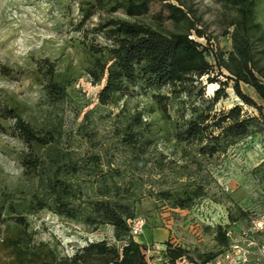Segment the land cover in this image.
I'll list each match as a JSON object with an SVG mask.
<instances>
[{
    "label": "rangeland",
    "instance_id": "1",
    "mask_svg": "<svg viewBox=\"0 0 264 264\" xmlns=\"http://www.w3.org/2000/svg\"><path fill=\"white\" fill-rule=\"evenodd\" d=\"M94 1L0 0V107L15 104L17 112L37 129L57 132L58 142L50 150H42V155H69L74 160H87L93 154L101 156L102 168L113 175L112 182L124 191L130 188L136 192L137 216L146 221V227H170L171 246L189 250L194 258L219 251L215 230L223 226L231 232V244L225 251L232 244H239L247 252L248 264H264L261 249L264 231L255 230L256 223L264 218V131L246 138L225 154L204 157L193 150L184 153L170 125L157 111H150L152 94H167L168 89L151 91L137 85L118 94L116 102L103 105L98 94L104 84L92 82L87 73L90 63L85 50L91 45L101 48L112 44L102 29L107 21L132 19L124 8L109 12L119 0H104L106 5L98 3L92 15L87 16L86 10ZM181 1L184 9H192L201 18L203 25L199 28L212 38L209 48L230 51L231 39L222 35L225 11L220 2ZM169 2L178 5L177 1ZM162 6L160 2L152 3L149 14L140 20L155 23V15ZM257 19L264 27V0H257ZM167 25L173 28L170 23ZM193 38L207 45L206 40L195 35ZM48 62L69 85L67 97L57 104L50 102L43 78ZM219 79L226 81L225 77ZM203 87L205 95L201 99L199 92ZM232 87L233 82H229L228 97L217 104L216 110H230L240 105L250 115H258L241 102ZM219 88V83L209 84L203 79L192 96L184 98L186 104L181 107L176 102L171 104L173 122L190 117L192 106L208 104ZM242 89L264 106L252 88L242 84ZM138 114H142L144 138L148 136L152 144L147 153L145 145L144 153L134 155L125 145L124 136L132 117ZM13 124V120L3 119L0 113V207L5 208L30 201L39 188L38 178L24 172L20 155L28 147L13 133ZM159 161L163 168L157 165ZM84 172L79 183L92 196L90 186L97 175L91 170ZM190 183L205 186L208 193L190 210L172 209L168 201L151 196L161 191L178 192ZM239 208L248 217L231 224L230 213L236 214ZM7 214L4 211V216ZM27 218L39 241L57 245L66 256H72L90 242L105 239L111 242L114 237L111 226L95 229L48 210L28 214ZM244 233L248 234L246 238ZM150 234L147 229L138 237V242L144 244L142 241ZM251 242L254 244L249 246ZM162 253L161 257L165 258L167 251Z\"/></svg>",
    "mask_w": 264,
    "mask_h": 264
},
{
    "label": "trees",
    "instance_id": "2",
    "mask_svg": "<svg viewBox=\"0 0 264 264\" xmlns=\"http://www.w3.org/2000/svg\"><path fill=\"white\" fill-rule=\"evenodd\" d=\"M169 1L119 0L113 4L109 12L124 8L132 20L115 18L102 25L112 44L101 48L87 46L90 63L87 73L94 84H104L98 94L103 105L116 102L118 94L137 85L151 91L168 89L167 94H152L150 111H157L170 125L184 153L193 150L204 157L225 154L246 138L264 131V106L242 89V84L249 86L264 102V27L257 19V0H218L225 11L222 35L230 37L232 44L228 52L209 48L212 38L199 28L203 25L201 18L192 9H184L181 0H171L178 5ZM154 2L163 4L155 15L156 22L140 20L149 14ZM98 3L106 5L104 0H95L86 10L87 16L92 15ZM193 35L206 40L207 45ZM46 69L43 78L49 100L52 104L60 103L67 97V80L62 79L53 64L48 62ZM219 77H225L226 81ZM205 78L209 84H220L214 97L208 104L192 106L190 117L174 123L171 104L176 102L180 107L186 104L184 98L191 97ZM229 82H233L232 88L241 102L258 115H250L240 105L216 110L217 104L228 97ZM204 89L199 92L201 99ZM0 113L3 119L13 120V133L28 147L20 155L25 174L39 180V188L30 201L0 207V264H149L147 246L131 235L130 221L139 218L136 192L130 188L124 191L112 182L113 175L102 168L101 156L93 154L89 160H74L69 155H42V150H50L58 142L57 132L37 129L17 112L15 104L1 106ZM142 127V114H138L125 130V145L134 155L144 153L145 145L147 153L152 144L148 136L145 140ZM157 165L163 168L162 162ZM85 170L97 175L90 186L94 198L79 183ZM207 194L205 186L190 183L178 192L161 191L151 196L168 201L172 209L190 210ZM6 210L8 218L4 216ZM44 210L95 229L111 226L114 238L111 242L106 239L90 242L72 256L62 255L57 245L36 238L27 218L28 214ZM245 217L248 214L239 208L236 214L230 213L229 222L236 224ZM228 233V229L217 226L215 240L221 250L199 254L197 258L189 250L173 247L167 241L165 258L169 264L181 260L210 264L230 247Z\"/></svg>",
    "mask_w": 264,
    "mask_h": 264
},
{
    "label": "built area",
    "instance_id": "3",
    "mask_svg": "<svg viewBox=\"0 0 264 264\" xmlns=\"http://www.w3.org/2000/svg\"><path fill=\"white\" fill-rule=\"evenodd\" d=\"M131 227V235L134 238L139 237L146 228V221L139 217L132 221H130ZM255 230L257 233H262L264 231V218L259 220L256 223ZM228 236H231V232L228 233ZM248 236L247 233H244L243 237L246 238ZM251 242L248 244L249 246L253 245ZM264 250V244L261 248ZM151 253V249L145 251V254L148 255ZM215 264H248L249 259L247 256V252H245L239 244H232L230 250L225 251L222 255H220L217 259L214 260ZM213 261V262H214Z\"/></svg>",
    "mask_w": 264,
    "mask_h": 264
},
{
    "label": "crops",
    "instance_id": "4",
    "mask_svg": "<svg viewBox=\"0 0 264 264\" xmlns=\"http://www.w3.org/2000/svg\"><path fill=\"white\" fill-rule=\"evenodd\" d=\"M147 229L151 231V234L148 239L145 238L142 241L144 242V244L142 245L152 246V248H150L151 253L149 254V256L146 255L149 264H169L166 258H164L163 256L161 257V254L163 255L164 253H162V251L164 252L166 250L165 243L169 241L170 237H172L170 227L169 226L164 227V228L162 227H153V228L148 227L147 228L146 227L143 233ZM135 240L138 242L140 239L137 237L135 238ZM160 260H163V261L160 262ZM176 264H193V263H190L187 260H181V261H178Z\"/></svg>",
    "mask_w": 264,
    "mask_h": 264
},
{
    "label": "bare ground",
    "instance_id": "5",
    "mask_svg": "<svg viewBox=\"0 0 264 264\" xmlns=\"http://www.w3.org/2000/svg\"><path fill=\"white\" fill-rule=\"evenodd\" d=\"M213 88V87H212ZM212 90V89H211Z\"/></svg>",
    "mask_w": 264,
    "mask_h": 264
}]
</instances>
